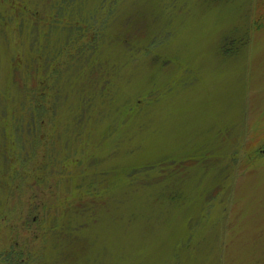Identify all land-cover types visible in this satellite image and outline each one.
Masks as SVG:
<instances>
[{
  "label": "rangeland",
  "instance_id": "rangeland-1",
  "mask_svg": "<svg viewBox=\"0 0 264 264\" xmlns=\"http://www.w3.org/2000/svg\"><path fill=\"white\" fill-rule=\"evenodd\" d=\"M262 1L118 0L98 54L66 52L63 91L96 89L97 112L46 132L84 147L63 176L0 177V264H264ZM15 51L0 31L14 95ZM90 68L105 82L79 83Z\"/></svg>",
  "mask_w": 264,
  "mask_h": 264
},
{
  "label": "trees",
  "instance_id": "trees-1",
  "mask_svg": "<svg viewBox=\"0 0 264 264\" xmlns=\"http://www.w3.org/2000/svg\"><path fill=\"white\" fill-rule=\"evenodd\" d=\"M117 1L97 0L89 8L85 6L89 5L88 0H48L47 3L43 0H0V31L10 50H17L13 56L11 53L9 76L17 93L14 95L10 88L0 91V153L5 152L7 161H15L14 165L6 164L0 172L4 189L13 187V179H17L20 186L24 185L30 179L24 171L29 166L36 172V180L56 173L63 176L69 171L70 161L78 158L75 152L83 151L81 145L65 152L57 145L59 135L51 138L45 134L62 131V116H68L66 125L73 124L72 117L83 121L76 137L88 133L86 128L93 113L97 112L93 97L96 89L91 94L85 87L80 93L76 90L71 94L72 98L67 96L62 86L65 74L61 70L62 60L68 51V58L98 54L99 50L91 47L98 43L100 23L109 21ZM254 24L264 26V0ZM11 25L15 29H11ZM76 66L88 67L85 64ZM91 69L85 75L81 72L79 83L105 82V73L91 78ZM99 110L101 113L102 109ZM24 133L31 135L33 143H24ZM48 146L53 149L49 150ZM0 219H4L1 212Z\"/></svg>",
  "mask_w": 264,
  "mask_h": 264
}]
</instances>
